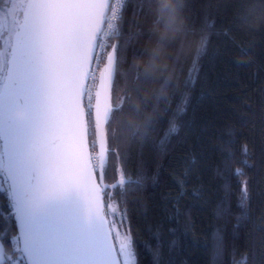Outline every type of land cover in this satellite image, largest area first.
Instances as JSON below:
<instances>
[{
    "label": "trees",
    "instance_id": "obj_1",
    "mask_svg": "<svg viewBox=\"0 0 264 264\" xmlns=\"http://www.w3.org/2000/svg\"><path fill=\"white\" fill-rule=\"evenodd\" d=\"M182 13L185 24L172 36L163 30L164 0H153L151 8L149 0H127L110 38L107 53L120 45L112 102L123 101L124 111L114 112L106 126L107 145L116 156L108 152L104 173L108 183L127 182L103 190L110 197L106 216L111 221L113 210L116 217L125 214L124 223L112 231L119 233L118 249L129 231L139 241V264H152L158 232L164 261L171 256L174 264H243L247 257V264H264V0H183ZM205 18L214 28L202 29ZM185 25L184 71L173 72L165 68L171 62L165 53L174 49L161 37L167 42L182 38ZM197 58L199 80L185 87L188 68ZM145 69L155 79L138 95L133 85ZM162 76L171 77L163 88ZM161 91L164 98L158 99ZM184 92L191 102L186 114L176 116L179 132L165 151L158 141L169 127L171 111L147 138L133 137V128L153 114V104L163 112L170 103L174 111ZM91 119L94 126L93 115ZM92 150H98L96 143ZM177 181L186 192L178 213L173 206L180 191ZM0 207H7L3 198ZM172 239L177 246L170 253L167 242Z\"/></svg>",
    "mask_w": 264,
    "mask_h": 264
},
{
    "label": "snow or ice",
    "instance_id": "obj_2",
    "mask_svg": "<svg viewBox=\"0 0 264 264\" xmlns=\"http://www.w3.org/2000/svg\"><path fill=\"white\" fill-rule=\"evenodd\" d=\"M152 3L153 0H149L150 8ZM110 7L108 3L95 0H13L7 10L0 13V47L8 56L6 64L0 65L7 73V83L0 93V141L3 142V158L8 161L6 168L0 166V198L7 204L6 208L0 207V264H139V241L130 231L124 235L119 249L110 243L119 238V233H113L112 229L124 223L125 214L116 217L113 210V219L108 221L106 214L82 212L79 184L62 180L53 183V177H61L62 169L71 167L73 160L84 161L80 169L83 182L87 184L92 179L96 165L92 164L88 149H95L96 142L87 138L89 135L95 137L102 124H110L114 112L124 111L123 101L115 106L109 103L107 92L103 91V79L102 91L96 92L93 105L92 87L87 83L89 80L95 83L90 66L94 61L99 66L103 56L104 45L98 44V37L104 20L103 10ZM19 16L23 17V22ZM204 28H214V22L205 18ZM187 29L185 25L182 38L171 42L161 37L174 49L165 53L171 61L165 68L173 72L177 68L184 71L181 57ZM192 31L195 34L194 24ZM223 35L228 36V31ZM97 47L101 52H95ZM119 50L120 45H114L113 53L107 56L105 72L109 85L113 64L117 61L114 53ZM200 71L197 58L188 68L185 87L198 82ZM153 79L155 77L147 69L138 73L133 85L135 92L141 94L142 87ZM160 80L163 88L170 83L171 77L162 76ZM125 98L131 99L127 93ZM163 98L161 91L158 99ZM190 102V94L184 92L174 111L170 103L164 106L163 112L153 104V114L141 127L133 128V137L147 138L159 129L164 114L171 111L169 127L158 141L159 148L165 151L179 132L176 116L186 114ZM131 109L141 114L137 105L132 104ZM125 126L131 127L127 121ZM14 130L21 134L12 135ZM105 151L116 156L110 148L105 149L102 133L101 167L105 164ZM184 175L187 176V171ZM125 182L123 178L120 181L121 184ZM177 184L180 191L173 206L178 213L179 202L186 192L180 181ZM103 196L107 206L110 197L106 191ZM240 206L243 207V203ZM68 210L74 212L71 220L63 215ZM169 231L175 232V229ZM156 239L158 251L153 255L152 264H174L171 256L164 261L159 251L164 247L162 233H156ZM21 240L23 247L18 246ZM167 246L171 253L177 241L169 240ZM145 247L151 251L150 244ZM243 264H247V257L243 258Z\"/></svg>",
    "mask_w": 264,
    "mask_h": 264
},
{
    "label": "water",
    "instance_id": "obj_3",
    "mask_svg": "<svg viewBox=\"0 0 264 264\" xmlns=\"http://www.w3.org/2000/svg\"><path fill=\"white\" fill-rule=\"evenodd\" d=\"M95 2L97 3H108L110 5L111 0H95ZM104 20L101 22V32L103 30L104 24H105V20H106V15L108 12V9H104ZM21 22H23V17ZM101 32L99 34L98 37V44H99V39H100V35ZM98 48V47H97ZM97 48L95 50V52L97 53ZM110 53H113V51H111ZM108 53V54H110ZM116 55V53H114ZM108 56V55H107ZM94 63V62H93ZM92 65L90 66V68L92 69ZM108 65V60L106 58L102 68H101V72H100V78H99V84H98V88L97 91H102L101 89V82L103 79L105 88L103 89V91L107 92V95L109 97V103L113 105L112 102V87H113V83H114V78H115V71H116V61L113 64V74H112V80H111V84L109 85L108 82V75L105 72V68ZM103 74V77H102ZM6 76L7 73L5 75L3 84H2V88L0 90V93H2L4 91V87L5 84L7 83L6 81ZM88 83V82H87ZM93 118H94V125H95V107L94 110L92 112ZM106 126L107 123H104L101 125V129L97 130V134H96V144H97V148H98V160L96 163V160L94 158L93 155V150L92 148L88 149L89 154L92 157V164L96 165V171L95 173H93L92 179L85 184L81 178L80 175V169L83 166L84 161L80 160L79 162L73 160V163L71 165V167H65L64 169H62L63 175L61 177H53V183H58L60 180H62L64 183H68V184H74V183H78L79 184V192L81 194V196L83 197V202L80 204V211L82 212H98L101 215H105L106 214V206H105V202L103 199V190L105 188H110V189H114L115 185H120V181L122 178H119L116 182L114 183H108L105 180V173H104V169H105V164L107 162L108 159V151H105L104 153V157H105V164L103 167H101V160H100V152H101V134L103 133V137H104V147L105 149H108V145H107V135H106ZM21 133L18 130H14L12 135H20ZM89 141H91V137L90 135L87 138ZM1 142V148H2V153H3V142ZM8 164L7 159H4V167L6 168ZM91 165H89L90 167ZM100 176H102L103 178H99ZM126 182L127 179L123 178ZM97 197H99V199H97ZM63 215L65 217H67L69 220H71L72 216L74 215V212L71 210L65 211L63 213ZM106 219L108 220L107 216ZM109 221V220H108ZM110 243H112L116 248V241L115 240H110ZM20 247H23V243L22 240L19 242ZM118 249V248H117Z\"/></svg>",
    "mask_w": 264,
    "mask_h": 264
},
{
    "label": "built area",
    "instance_id": "obj_4",
    "mask_svg": "<svg viewBox=\"0 0 264 264\" xmlns=\"http://www.w3.org/2000/svg\"><path fill=\"white\" fill-rule=\"evenodd\" d=\"M127 0H111L110 2V9H108L105 24L103 27V30L100 35L99 44H103L104 48L103 56L99 62V66H97L96 62L94 61L92 66V71L95 74V83L93 85V82L91 80L88 81V84L92 87V96H93V105H95V94L97 92L98 84H99V78H100V72L101 68L106 60H104V55L107 57V49L108 45L110 43V38L115 33V31L119 27V19L122 12L123 5L126 3ZM113 14H115V18H113ZM111 24L112 27H109L108 25ZM101 52V48H97V53ZM94 107L91 109V112H93Z\"/></svg>",
    "mask_w": 264,
    "mask_h": 264
},
{
    "label": "clouds",
    "instance_id": "obj_5",
    "mask_svg": "<svg viewBox=\"0 0 264 264\" xmlns=\"http://www.w3.org/2000/svg\"><path fill=\"white\" fill-rule=\"evenodd\" d=\"M167 8V20L163 26L165 34L175 36L185 24L182 13L183 0H164Z\"/></svg>",
    "mask_w": 264,
    "mask_h": 264
},
{
    "label": "rangeland",
    "instance_id": "obj_6",
    "mask_svg": "<svg viewBox=\"0 0 264 264\" xmlns=\"http://www.w3.org/2000/svg\"><path fill=\"white\" fill-rule=\"evenodd\" d=\"M13 2V0H4V3L1 4L0 7V13H3L7 10V7ZM16 2H20V0H16ZM20 21L22 20V16H19ZM8 59L7 54L4 52L3 47H0V65L6 64V61ZM6 75V71H4L2 68H0V90L2 88V84L4 81ZM96 140V139H95ZM94 158L98 160V150L94 151L93 153ZM0 166L4 167V158H3V153H2V148H1V142H0Z\"/></svg>",
    "mask_w": 264,
    "mask_h": 264
}]
</instances>
